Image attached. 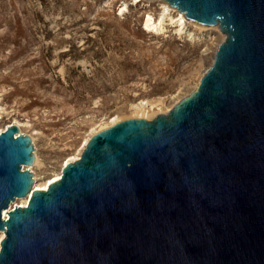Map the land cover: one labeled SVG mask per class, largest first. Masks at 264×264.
Here are the masks:
<instances>
[{
  "label": "water",
  "instance_id": "obj_1",
  "mask_svg": "<svg viewBox=\"0 0 264 264\" xmlns=\"http://www.w3.org/2000/svg\"><path fill=\"white\" fill-rule=\"evenodd\" d=\"M164 1L226 35L212 65L167 114L93 135L47 191L22 169L32 137L1 133L0 264H264V0Z\"/></svg>",
  "mask_w": 264,
  "mask_h": 264
},
{
  "label": "rangeland",
  "instance_id": "obj_2",
  "mask_svg": "<svg viewBox=\"0 0 264 264\" xmlns=\"http://www.w3.org/2000/svg\"><path fill=\"white\" fill-rule=\"evenodd\" d=\"M166 3L0 0V129L16 122L32 137L39 163L22 169L38 183L102 127L153 120L195 90L226 35L192 23L181 32ZM148 16L159 31L144 29Z\"/></svg>",
  "mask_w": 264,
  "mask_h": 264
},
{
  "label": "bare ground",
  "instance_id": "obj_3",
  "mask_svg": "<svg viewBox=\"0 0 264 264\" xmlns=\"http://www.w3.org/2000/svg\"><path fill=\"white\" fill-rule=\"evenodd\" d=\"M142 1H154V0H137V2H142ZM176 10H177L176 8L171 7L168 3H166V6L164 7V15L171 16V17H170V21H171V23H172V24H177V23H178L181 32L185 29V27H186V25H187L188 23H192V24H194V25H199V23L193 22V21H191L190 19H188V18L185 16L184 13H182V12H180V11H178V10H177V11H178V12H177ZM174 12H177V13H178L179 18L176 19V18H173V17H172V14H173ZM200 26L205 27V25H200ZM161 27H162V20H160V21H156V20H155L153 17H151V16H148L147 19L145 20L144 29H146V30H149V31H159V30L161 29ZM216 28H217V27H216ZM224 39H225V37H224ZM214 56H215V54H214ZM198 83H199V82H198ZM198 83H197V85H198ZM197 85H196V86H197ZM144 105H146V103H141V107H143ZM140 109L143 110L144 107H143V108H140ZM2 111H3V109L0 108V118L2 117V114H3ZM168 111H169V110H168ZM168 111H167V112H164V113H168ZM153 117H154V116H153ZM137 119H147V120H151L152 118H149V116H145L144 114H139V115L137 116ZM119 122H120V120H114V122H113L111 125L102 127L100 130L96 131V132L94 133V135H95L96 133L100 132V131H103V130H105V129H108L109 127H111V126H113V125H115L116 123H119ZM12 125H18L19 127H21V125H20L19 123H16V122H15V123H10L7 127H4L3 129H0V134L3 133V132H5V131H6L9 127H11ZM20 133L24 134V133L22 132V130L20 131ZM90 139H91V138L87 139V140L84 142V144H83L82 147H81V150L79 151V153H78L77 155H75V156H73V157H71V158H69V159H67V160H65V161L63 162V164H62V169H63L66 165H68L69 163L76 162V161H78V160L80 159V157H81V155H82V152H83V150L85 149V147H86V145L88 144V142L90 141ZM38 163H39V157H38V155L36 154L35 165H38ZM62 169H61L60 172L55 173L50 179L46 180L44 183H38L39 180H38V178L35 176L34 190H38V191H47V190L49 189V187H50L53 183L59 181V180L62 178ZM30 199H31V196H30V197H27V198H25V199H18L17 201H19V202H18L16 205H15V202H13L11 207L13 208L14 205H15V206H19V207L25 208V207L28 206ZM5 215L7 216V212H5ZM5 237H6V233H5V231L0 232V250H1L2 241L5 239Z\"/></svg>",
  "mask_w": 264,
  "mask_h": 264
},
{
  "label": "built area",
  "instance_id": "obj_4",
  "mask_svg": "<svg viewBox=\"0 0 264 264\" xmlns=\"http://www.w3.org/2000/svg\"><path fill=\"white\" fill-rule=\"evenodd\" d=\"M17 137V136H16Z\"/></svg>",
  "mask_w": 264,
  "mask_h": 264
}]
</instances>
